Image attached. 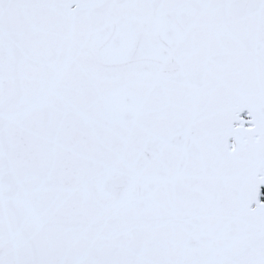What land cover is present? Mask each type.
<instances>
[{
  "label": "snow or ice",
  "instance_id": "1",
  "mask_svg": "<svg viewBox=\"0 0 264 264\" xmlns=\"http://www.w3.org/2000/svg\"><path fill=\"white\" fill-rule=\"evenodd\" d=\"M0 264H264V0H0Z\"/></svg>",
  "mask_w": 264,
  "mask_h": 264
}]
</instances>
